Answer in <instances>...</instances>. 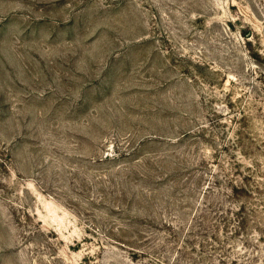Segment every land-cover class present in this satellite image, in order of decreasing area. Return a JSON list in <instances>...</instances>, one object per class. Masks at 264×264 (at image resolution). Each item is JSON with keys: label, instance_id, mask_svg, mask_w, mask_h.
Wrapping results in <instances>:
<instances>
[{"label": "rangeland", "instance_id": "374dc122", "mask_svg": "<svg viewBox=\"0 0 264 264\" xmlns=\"http://www.w3.org/2000/svg\"><path fill=\"white\" fill-rule=\"evenodd\" d=\"M0 264H264V0H0Z\"/></svg>", "mask_w": 264, "mask_h": 264}]
</instances>
